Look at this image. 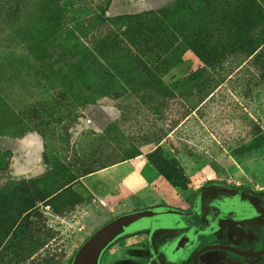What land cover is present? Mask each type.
Here are the masks:
<instances>
[{
  "label": "rangeland",
  "instance_id": "rangeland-1",
  "mask_svg": "<svg viewBox=\"0 0 264 264\" xmlns=\"http://www.w3.org/2000/svg\"><path fill=\"white\" fill-rule=\"evenodd\" d=\"M150 11L127 36L107 21ZM243 190L264 218V0H25L0 19V264H70L122 213L199 200L206 222Z\"/></svg>",
  "mask_w": 264,
  "mask_h": 264
},
{
  "label": "flooded vegetation",
  "instance_id": "flooded-vegetation-1",
  "mask_svg": "<svg viewBox=\"0 0 264 264\" xmlns=\"http://www.w3.org/2000/svg\"><path fill=\"white\" fill-rule=\"evenodd\" d=\"M247 193L252 195V192L243 190L239 192L238 198L232 200L241 203L234 210L229 208L231 206L225 199L229 195L215 201L218 209L208 215L206 222L198 219L201 212L199 200V210L181 211L174 207H155L166 209V212L146 219L129 230L147 226L149 232L125 235L119 241L114 240L102 252L98 264H174V258L187 248H190L189 253L178 264H193L196 253L214 244L228 245L244 251H258L264 246V218L257 213ZM249 240H255L252 248L248 247ZM113 244H119L114 250L118 255L112 260L106 259L105 254ZM213 250L219 251L204 250L198 253L197 264H253L249 262L251 260L234 258L231 254H237L233 252ZM263 255L264 253L260 256Z\"/></svg>",
  "mask_w": 264,
  "mask_h": 264
},
{
  "label": "water",
  "instance_id": "water-1",
  "mask_svg": "<svg viewBox=\"0 0 264 264\" xmlns=\"http://www.w3.org/2000/svg\"><path fill=\"white\" fill-rule=\"evenodd\" d=\"M164 212H166V209L163 208H143L115 216L97 228L79 246L70 264H98L102 252L114 240L128 232L134 225L146 219L161 215ZM213 249L227 250L243 257H257L264 253V246L258 251H244L222 244L209 245L200 250V252ZM198 253L194 257L193 264H197Z\"/></svg>",
  "mask_w": 264,
  "mask_h": 264
},
{
  "label": "trees",
  "instance_id": "trees-1",
  "mask_svg": "<svg viewBox=\"0 0 264 264\" xmlns=\"http://www.w3.org/2000/svg\"><path fill=\"white\" fill-rule=\"evenodd\" d=\"M82 1V0H79ZM25 0H0V19H10L17 16L20 12V8L22 3H24ZM168 13V9H163L161 11H158V14L165 15ZM154 13L152 11L150 12H144L142 14L137 15H120L112 20H107L109 22L118 23V22H125L127 24V30L125 35L127 36L131 30L133 31H146L147 25L146 23L150 22V19L146 18L147 15H153ZM157 14V13H156ZM152 17V16H151ZM153 18V17H152ZM156 20H159V18H155ZM77 23V26L83 25L82 19L75 20ZM89 22H91L92 25L104 23L103 17H101L98 14L92 15V17L89 19ZM125 36V37H126ZM121 39L118 35H112L111 37H107L104 39L105 43H111L115 44L116 42H119L121 44H125L126 42L133 44V38L127 37L125 39ZM109 45V44H108ZM192 52L203 61V63L208 64L210 60H212V56L208 54L205 50L198 47H192Z\"/></svg>",
  "mask_w": 264,
  "mask_h": 264
}]
</instances>
